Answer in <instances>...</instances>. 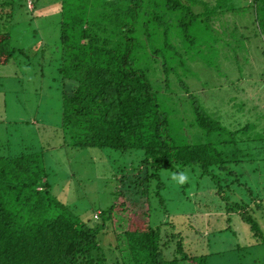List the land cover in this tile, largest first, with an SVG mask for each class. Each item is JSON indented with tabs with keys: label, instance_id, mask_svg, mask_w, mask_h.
Returning a JSON list of instances; mask_svg holds the SVG:
<instances>
[{
	"label": "trees",
	"instance_id": "16d2710c",
	"mask_svg": "<svg viewBox=\"0 0 264 264\" xmlns=\"http://www.w3.org/2000/svg\"><path fill=\"white\" fill-rule=\"evenodd\" d=\"M16 2L0 0V64L27 52L14 46L3 26L9 21L4 15H13ZM211 6L218 14L227 6L237 12L248 9L253 24L264 31V0H246L238 9L234 0H60V41L53 59L63 90L65 145L139 149L145 157L137 168L121 175L120 198L94 216L101 222L93 223L53 194L45 149L8 153L0 145V264H108L110 257L100 241L106 230L117 239L114 264H206L211 254L188 252L175 224L153 221L152 200L165 188L163 169L208 176L219 197L233 187L237 201L226 198L224 211L241 214L254 235L263 236L258 214H264V199L252 196V189L231 166L253 159L240 156L237 142L223 138L217 143H176L150 69L140 64L145 57L159 64L156 39L169 40L174 27L189 29L205 20ZM162 66L161 62L157 67ZM196 112L199 124L209 132L224 130L200 105ZM241 187L249 190L251 201H245ZM248 207L257 214L248 215Z\"/></svg>",
	"mask_w": 264,
	"mask_h": 264
},
{
	"label": "rangeland",
	"instance_id": "374dc122",
	"mask_svg": "<svg viewBox=\"0 0 264 264\" xmlns=\"http://www.w3.org/2000/svg\"><path fill=\"white\" fill-rule=\"evenodd\" d=\"M244 2L234 0L235 9L242 8ZM16 3L13 15H4L9 21L3 26L12 35L14 46L27 52L16 55L8 64H0V145L8 153L24 148L45 149L53 194L84 220L101 222L94 216L109 210L120 198L121 175L137 168L144 152L65 145L63 90L53 59L60 41V0ZM229 7L218 14L216 7L211 6L205 20L189 29L174 27L169 40L156 39L159 64L149 57L140 60V64L150 69L161 108L170 116L174 141L180 145L217 143L222 138L237 142L239 155L249 154L253 160L231 166L252 189V196L261 200L264 31L253 24L252 11L237 12ZM197 105L224 130L209 132L202 127ZM160 174L165 188L152 200L154 223L159 218L160 222L175 224L184 235L188 252L211 254L206 264H247L251 258L264 264V242L259 243L264 237V214H258L263 236L257 237L241 214L224 211L226 198L237 201L233 187L230 197L227 194L231 188H225L228 191L219 197L208 176L198 178V173H186L181 183L177 172L163 169ZM241 189L245 201H251L249 190ZM256 214L257 210L248 207V215ZM100 241L110 257L108 264H114L118 254L114 252L115 234L102 231ZM255 241L257 245L237 248Z\"/></svg>",
	"mask_w": 264,
	"mask_h": 264
},
{
	"label": "crops",
	"instance_id": "0c3cea01",
	"mask_svg": "<svg viewBox=\"0 0 264 264\" xmlns=\"http://www.w3.org/2000/svg\"><path fill=\"white\" fill-rule=\"evenodd\" d=\"M96 217H97V215H96ZM256 262H258L256 260V258H251V259H249V261L247 262V264H255ZM256 264H258V263H256Z\"/></svg>",
	"mask_w": 264,
	"mask_h": 264
},
{
	"label": "clouds",
	"instance_id": "9594fccd",
	"mask_svg": "<svg viewBox=\"0 0 264 264\" xmlns=\"http://www.w3.org/2000/svg\"><path fill=\"white\" fill-rule=\"evenodd\" d=\"M175 178V177H174ZM185 179H186V177L183 175V174H181L180 176H179V181L181 182V183H183L184 181H185Z\"/></svg>",
	"mask_w": 264,
	"mask_h": 264
},
{
	"label": "built area",
	"instance_id": "2783aa9c",
	"mask_svg": "<svg viewBox=\"0 0 264 264\" xmlns=\"http://www.w3.org/2000/svg\"><path fill=\"white\" fill-rule=\"evenodd\" d=\"M97 217H98V215H97Z\"/></svg>",
	"mask_w": 264,
	"mask_h": 264
}]
</instances>
